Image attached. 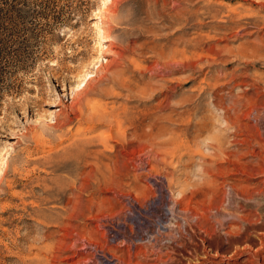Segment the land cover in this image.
<instances>
[{
  "label": "rangeland",
  "instance_id": "1",
  "mask_svg": "<svg viewBox=\"0 0 264 264\" xmlns=\"http://www.w3.org/2000/svg\"><path fill=\"white\" fill-rule=\"evenodd\" d=\"M0 8V264H95L94 247L124 264H195L210 242L230 248L222 181L264 187V0ZM92 105L120 123L89 122ZM78 142L94 171L65 167ZM204 172L228 173L209 185Z\"/></svg>",
  "mask_w": 264,
  "mask_h": 264
},
{
  "label": "bare ground",
  "instance_id": "2",
  "mask_svg": "<svg viewBox=\"0 0 264 264\" xmlns=\"http://www.w3.org/2000/svg\"><path fill=\"white\" fill-rule=\"evenodd\" d=\"M96 26L98 28L99 35H100L102 40L113 42V37H112V34L109 32V30L101 29L100 25H96ZM82 93H84V90ZM72 101H74V98H72ZM79 107H81V106H79ZM108 110H111V109H108ZM80 111L82 112L83 109H80ZM115 113L116 112H114V111L105 110L103 106L101 109L100 106H93L92 105L91 113L89 115H87V119L89 122L96 121L100 124L107 122L111 119L112 122L115 121V124H116V122L119 124L120 123L119 120L121 119V118L119 119L117 117L119 114L116 116V118L114 120L112 119L113 117H115ZM203 126L205 127V125H203ZM106 136H108V135H105V137ZM109 137H110V135H109ZM79 141H80V139H79ZM107 141L108 140H106L105 142H107ZM78 143L80 145L77 143L75 144L76 150H75V154L73 155L74 162H76L77 164L65 163V167H71V169H77V170L89 167L91 170L94 171V166L89 161L92 150H89L87 148V146L81 144L80 142H78ZM215 143H216L217 150L219 151L221 146H222L221 140L219 138H216ZM84 144H85V142H84ZM220 152H222V151L220 150ZM100 154L102 155L101 152H100ZM227 157H229V155H227ZM96 159H97V157H96ZM169 160H167V161H169ZM229 161H231V160H229ZM105 167H107V166H105ZM97 168H99V167H97ZM90 169H89V171H90ZM95 172H96V170H95ZM226 173H228V172H218V173L217 172L216 173L204 172L203 174H201L199 176L201 177V179L205 180L204 181V182H206L205 184L209 183V185H211V184H213L212 182H216V180L219 177H223ZM230 174L236 175L237 173L230 172ZM242 174L248 175L246 172L245 173L242 172ZM259 175H263V172H257L254 175V177H252V178H255L256 176H259ZM211 176H214L215 178L210 179ZM229 180H233V179H230L227 177L224 181H222L221 187L223 189V191H222L223 196L221 199L220 206L217 207L215 212H216V216L218 217L217 219L219 222L218 221L217 222L219 223L220 227L226 226V228H227V229H224V227H223L222 232H221V237H224L226 240H228L231 247L227 248V249L225 248V250L223 251L220 242H216V243L210 242L208 245H206L207 247L205 250H204V248L202 249V250H204V252L203 253L200 252V254L201 253L203 254L200 257L202 260H200L199 262H196V263H198V264H215V263H219V264L220 263H225V264H264V214L263 215L261 214L264 212V204H263V202L261 203L258 201V199L260 197H264V187L261 189H258V190L252 189V191H251L250 190L251 188L249 187L248 184H247V186L235 185V183L234 184L229 183L228 182ZM152 186H153V191L158 195H164V193L162 191L167 190V188H165L166 186H164L161 179L155 178L154 182L152 183ZM167 192H169V191L167 190ZM126 196H127V199H126L127 202L126 203L129 204L130 207H132L133 200H131V198L128 195H126ZM261 199H263V198H261ZM230 208H233V209H230ZM225 223H227V225H225ZM115 228H113V229H115ZM113 231H115V230H113ZM113 231L111 233H113ZM116 234H117V230L113 234H111V237L115 236ZM243 235L247 236V237H245L244 239L242 237H240ZM121 237L123 238V241L129 239L127 237V235L125 234V232L122 234ZM145 238L146 237H143L142 239H145ZM125 242H127V241H125ZM92 248H93V246H92ZM93 250H94V255L97 257V262L95 264H124V263L120 262L121 261L120 258L112 255L111 253H104V252H102V249L98 250L95 247ZM141 255H143V254H141ZM190 260H191V257H190ZM179 262H180V260H179ZM127 264H132V263L129 262ZM137 264H139V263H137ZM181 264H183L182 261H181ZM185 264H186V262H185Z\"/></svg>",
  "mask_w": 264,
  "mask_h": 264
},
{
  "label": "trees",
  "instance_id": "3",
  "mask_svg": "<svg viewBox=\"0 0 264 264\" xmlns=\"http://www.w3.org/2000/svg\"><path fill=\"white\" fill-rule=\"evenodd\" d=\"M1 10H4V9H1L0 8V11ZM6 10V13L9 11V12H12V11H15V8H14V5L9 3L8 7L5 9ZM3 12V11H2Z\"/></svg>",
  "mask_w": 264,
  "mask_h": 264
}]
</instances>
